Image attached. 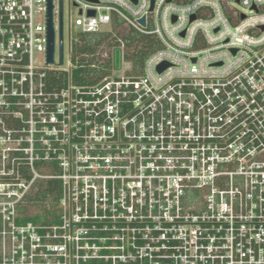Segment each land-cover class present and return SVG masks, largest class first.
<instances>
[{"label":"built area","instance_id":"2783aa9c","mask_svg":"<svg viewBox=\"0 0 264 264\" xmlns=\"http://www.w3.org/2000/svg\"><path fill=\"white\" fill-rule=\"evenodd\" d=\"M65 2L70 48L113 19L159 47L78 84L46 0H0V264H264V0H63V36Z\"/></svg>","mask_w":264,"mask_h":264},{"label":"trees","instance_id":"16d2710c","mask_svg":"<svg viewBox=\"0 0 264 264\" xmlns=\"http://www.w3.org/2000/svg\"><path fill=\"white\" fill-rule=\"evenodd\" d=\"M123 45L124 59L132 63L133 73H139L147 55L159 47L158 40L152 34L138 33L122 26L118 19L95 32L77 31L71 41L70 76L78 84L98 81L110 71L112 48ZM38 189L26 199V215L23 221H49L45 216L48 210L44 203L54 204L58 196V180H39Z\"/></svg>","mask_w":264,"mask_h":264},{"label":"water","instance_id":"95a60500","mask_svg":"<svg viewBox=\"0 0 264 264\" xmlns=\"http://www.w3.org/2000/svg\"><path fill=\"white\" fill-rule=\"evenodd\" d=\"M97 1V0H89ZM53 0H46V20H45V31H46V63H55V54H57L58 65L63 64L64 61V36H63V0H58V23H57V45L55 41V27L53 20ZM152 9V3L150 10ZM88 14L93 15L94 10H88ZM141 25H145V17L142 16L138 19ZM112 66L114 69H119L121 66V48L114 47L112 51ZM163 65L158 68L161 69Z\"/></svg>","mask_w":264,"mask_h":264},{"label":"rangeland","instance_id":"374dc122","mask_svg":"<svg viewBox=\"0 0 264 264\" xmlns=\"http://www.w3.org/2000/svg\"><path fill=\"white\" fill-rule=\"evenodd\" d=\"M67 1V0H65ZM232 7L238 9V10H244L242 7L238 6V5H231ZM69 14L71 19L73 20L75 17L78 16V8L77 7H71L70 9V13L68 12V5L65 2V7H64V24H65V30H64V50H65V56H64V64L62 66V68L65 69H69L70 68V47H69V43H70V36H69V28H68V19H69ZM249 15H253V13H249ZM106 28V27H105ZM71 31L75 32L76 28L74 26L71 27ZM71 69V68H70ZM115 75H120L121 71H114Z\"/></svg>","mask_w":264,"mask_h":264}]
</instances>
